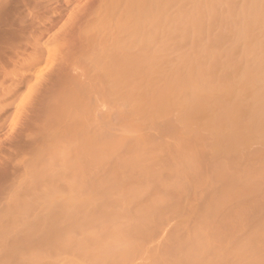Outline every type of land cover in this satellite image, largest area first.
Masks as SVG:
<instances>
[{
  "label": "bare ground",
  "instance_id": "6f19581e",
  "mask_svg": "<svg viewBox=\"0 0 264 264\" xmlns=\"http://www.w3.org/2000/svg\"><path fill=\"white\" fill-rule=\"evenodd\" d=\"M105 1L101 6L105 12H102L103 16L98 12V22L93 26L96 32L92 34H98V41L91 48L94 67L102 70L110 80L106 88L107 97L114 99V92L120 89L122 100L127 99L129 94L132 95V90L141 89L139 80L142 76L149 78L147 97L156 100L169 97L168 90L164 89L170 81H178L182 76L191 80L187 88L180 90L179 103L163 102L162 105L164 111L174 109L179 118L175 125V143L172 148L155 150L153 144L143 137L134 139L129 134L105 142L99 130L78 134L73 140L45 142L47 144L43 150L47 157H43L45 159L39 165L35 156L37 160L34 158V162L30 161L31 164L27 166L26 188L29 196L22 199L16 196L19 194L17 191L11 193L7 220L0 221V264H46L50 257L62 252L65 255L66 252L72 253L80 262L82 260L87 264H134V259L141 257V251H144V234L155 221L159 225L165 215L162 210L166 209L169 195L164 191L169 189L172 194L184 195L190 181L194 187L193 196L184 197L181 206L172 208L171 212L178 215L177 224H172L175 230L171 239L168 237L170 241L155 250L157 254L154 253L156 256L148 264H264V214H257L259 202L240 205L243 198L264 193V155L262 152L256 154L255 157L262 163L254 166L258 164L251 162L254 155L247 153L248 150L246 154L243 151L249 164L241 170L228 172L229 166L235 164V158H239L236 156L239 155L236 154L239 151L236 146L240 145L241 139L245 145L251 141L264 145V103L261 104L264 96V0H206L203 10L200 8L201 12L195 8L199 0H192L187 12L177 6L181 0H112L116 4L111 0ZM120 1L122 14L113 20L111 8ZM24 2L21 0L22 6ZM7 7L0 10V75L5 71V65L12 64L10 62L21 48L15 46L14 41L25 37L24 21L18 20L16 24L12 20L16 27L14 24L12 26L7 18ZM14 9L20 11L18 6ZM203 23L207 25V30L203 26L205 32ZM113 24L115 27L123 25L124 34H113ZM168 28L172 32L165 34ZM83 32L88 34L87 31ZM153 33L158 35L153 36ZM216 35L225 42L238 64L226 94L231 96L232 89L240 84L244 86L243 94L250 102L251 108L248 110L243 108V103L231 99L229 107L237 106L234 115L239 118L238 122L223 114L217 99L218 90L215 89L216 95L214 92L209 95L205 93V87L212 86L216 80L207 75L193 74L198 63L218 52L212 43L214 39L210 41L212 45H204ZM83 38L87 41L86 36ZM249 56L253 59L248 63ZM115 57L128 63L127 68L119 74H114L111 68V61ZM103 59L109 65L106 63V66ZM165 59L170 61L168 69L160 65ZM198 73L200 75L201 71ZM153 81H157L158 86ZM204 98L210 102L209 114L204 121L205 127L211 128L210 144L194 137V117L202 116ZM256 104L259 108L254 107ZM149 114L151 112L143 113L146 117ZM127 127L134 128L130 121ZM187 133H192L191 140L185 139ZM226 140L228 144L222 148ZM131 142L135 148H132L130 159L123 166L127 172L126 178L134 181L144 177L145 180L135 185H121L123 177L120 171L114 170L108 179L86 190L83 181H80L85 171L84 164L117 157L119 147ZM247 147L244 146L245 149L250 148ZM221 148L225 159L217 158V151ZM203 154L211 155V169L206 175L201 163ZM159 157L167 158L160 168L147 166L149 161L154 162ZM160 170L173 177L168 184L158 180ZM147 176L160 192L153 193L142 202L149 191ZM237 181L242 184L235 188L234 182ZM218 184L224 185L228 191L232 202L228 206L221 201L220 188L216 189L215 195L209 192ZM59 185L65 190H59ZM36 210L42 214L39 221L34 220ZM191 217L195 219L193 223H190ZM250 219L254 220L252 224L249 223ZM44 224L48 231L39 241L42 247L24 245ZM240 235L242 238L238 239ZM15 236L18 240L16 244L12 242ZM6 238L12 243H8ZM13 243L21 249V245H24V248L15 254L13 249L18 247L11 246ZM140 257L138 259L142 260ZM10 258L14 263L9 262Z\"/></svg>",
  "mask_w": 264,
  "mask_h": 264
},
{
  "label": "rangeland",
  "instance_id": "374dc122",
  "mask_svg": "<svg viewBox=\"0 0 264 264\" xmlns=\"http://www.w3.org/2000/svg\"><path fill=\"white\" fill-rule=\"evenodd\" d=\"M14 1L0 0V10L3 9L4 6H8L7 10L9 11V14L7 15V18H9L8 20L11 22V25L13 26L14 24L16 27L18 20H20L22 23L24 21L23 24L25 26L21 25L24 28L25 34V37L22 38L23 40L19 39L20 41L17 40V42L14 41L15 43H13L15 46L21 47H19L20 50L18 54L15 55L16 57L14 56L12 59L13 61L10 62L12 64L5 65V68L3 69L5 71H2L3 73L0 75V221L7 220L6 211L11 193L14 192L15 194L18 192L19 194H16V196L18 195L20 196L19 198L22 199H26V197L29 196H27L28 192L26 188L27 166L28 164H31L32 160L34 162V158H36V161L38 157L37 161L40 165L42 160L47 157L43 150L45 149L44 146L48 143L47 141L73 140L78 134L84 135L99 130L102 132V139L105 140V142H109L115 137L129 134L134 139L137 136L143 137L153 144L152 146L155 147V150L172 148L175 143V125L178 123L179 118L174 109L164 111L162 105L163 102H169L171 104L179 103L181 101L180 90L187 88L188 83L191 81L187 76L180 77L178 81H170L164 89V91L168 90L170 94L169 97L164 96L162 99L160 98L156 100L147 97V93L149 92L147 88L149 78L142 76L139 80L141 89L132 90V95L130 96L129 94L128 98L124 100H122L123 97H120L119 95L120 89L117 91L114 90V93L117 94V96L114 94V99H111L106 95V88L108 87L107 85L110 80L104 76L102 70L99 71L94 67V55L92 50L93 46H95L98 41V34H92L93 32H96L94 30L95 27L93 26L94 23L96 24L98 22V12H105L104 7L102 8L101 6H104V3L107 1L24 0L25 2L23 6L21 0H16L15 3ZM191 1L192 0H181L177 6H179L182 11L187 12V7L192 3ZM12 3L17 5L14 6ZM112 3L115 2L113 1ZM115 4L114 6L112 5L113 9L111 8L113 13L110 11L113 20L119 18L122 11V2L120 1L117 2V5ZM205 4L206 0H199V4H196L195 8H197V10H200V8L203 10ZM17 6L18 8L20 7V11L14 9ZM134 14L135 15L133 16L136 18L137 15L136 13ZM104 17H101V19ZM12 20H14L16 24L12 22ZM124 25H126V23ZM84 26L87 27L85 28ZM121 26L115 27V24H113L111 32L117 36L123 35L125 29ZM203 26L207 30V25H204L203 23L202 28ZM88 28L90 31H88ZM126 28H128V26ZM205 28H203V30ZM83 31H87L88 34L86 33L85 35V32ZM171 32L172 29L168 28L165 34H170ZM187 34L188 33H186V35ZM157 35V33H153V36ZM160 35L161 33H159V36ZM84 36H86L85 39H87L88 42L86 40L84 41ZM89 41L90 44L92 42L93 45H90ZM208 41V43L204 44L203 42V44L206 46L207 44L212 45L210 44V41H212L218 52L213 56L206 57L198 63L195 72L198 73L201 71L200 75L195 72H193V74L196 76L205 75L204 77L207 75L216 80L212 86L205 87V93L209 95L210 92H214L216 95L215 91L218 90L217 94L219 96L217 99L220 101V107L223 108V114L231 117L234 122H238L239 118L234 115L237 106H232V109L229 107L232 102L231 99L243 103L244 109L245 107L247 109L251 108L249 99L244 96L245 92L243 90V85L239 84L237 87L233 88L234 90L232 89L231 96L226 94V91L229 89L230 79L234 77V74L237 72L236 70H238V64L236 63L235 58L232 57L227 45L224 44L225 42L223 43V41H220L217 35ZM22 44H24V46H22ZM251 59H253V57L249 56L247 62L249 63V60L252 62ZM103 61L106 65V60L103 59ZM111 63H113L111 68L114 74L123 72L128 66L126 61H122L118 57H115ZM160 65L163 69H168L170 61L165 59ZM246 74L247 70L245 72V75ZM158 81L160 82L161 80ZM153 82L158 86L157 81ZM212 89H214V91ZM205 99L206 98L202 101L204 108L202 116L194 117L196 121V123L194 121L196 125V134L194 137L210 144L209 139L211 128H207L204 125L205 116L209 114L208 110L210 108V102L208 99ZM262 99L261 104L264 103V96ZM256 106L259 108V105H254L255 108H257ZM147 111L151 112V114L146 117L143 113ZM129 121L134 128L129 129L127 127ZM191 137H193L192 133H187L185 135V139L191 140ZM241 140V142L239 141L240 145L238 142V144L236 143L239 145L236 146L239 151L235 149L238 152H236V154H239L236 156H239V158H235L233 161V163H235L234 165H228L229 173L232 170H241L249 164V161L246 159L247 156L244 155L247 150L249 151L247 153L254 155L253 157L249 154L254 158H251L253 160L251 161L253 162L252 164L258 163L254 166H260L261 164H259V162L262 163L261 160L259 161V158H256L255 156L256 154H260V152L264 155V145L256 144L255 141V143L251 141L250 143L253 145L248 143L250 144L249 148L247 147L248 144L245 145L243 139ZM223 142L225 143H222V148L228 144L227 140ZM244 146L249 149H245ZM132 148H135L133 142L129 143L127 146H120L117 151V157L104 160H93L87 164L85 163L84 175L82 180H80L81 182L83 181L82 184L84 185V188L90 190L92 187L98 186L105 179H108L109 175L114 170H118V172L120 171V174L123 177L121 185H135L144 181V177H139L134 181H128L126 178L127 172L123 169V166L130 159ZM222 148L217 151L218 159H225V155L222 154ZM243 151L245 152L244 154ZM166 159V157H159L154 162L149 161L147 166L153 167V169L160 168L166 162ZM201 163L204 168V174L206 175L211 169V155L203 154ZM149 179L150 178L147 176V182ZM172 179L173 177L165 170H160L158 172V180L163 183L168 184ZM151 182L152 181L148 182L149 191L148 194L142 198V202L146 201L153 193L160 192V190H157ZM241 184L240 181L234 182L235 188L240 187ZM187 187L184 189V195L172 194L169 189L164 191V193L169 195V199L167 202L168 204L165 205L166 209L163 208L162 210L165 217L163 216V218H161L162 221H159L161 227L158 225V222L155 221L156 223L154 222L155 224L153 223L148 229L150 232L148 230L146 231L144 234L145 238L142 241V250L144 251H141V257L139 256L142 260H139V257H137L136 260L134 259V264H141V262L142 264H148V262H151V260H153L152 258L156 256L154 253L157 254V251L155 252V250H157L158 247L161 248V246L170 241L173 234L172 231L175 230L174 225H176L178 221V215L171 212L172 208L181 206V203L184 202V197L188 198V196H193L194 187L192 181L188 183ZM58 188L59 190L62 189L61 191L65 190V188L63 189L61 186ZM219 188L222 190L221 201L223 205L228 206L232 202L230 201L231 199L229 198L228 191L225 190L224 185L218 184L214 190L210 189L209 192L211 195H215L214 193H216V189ZM248 202H259L257 203L259 205L258 213L257 211L256 213L263 216L264 193H255L252 196L243 198L240 201V205H244ZM34 215L35 221H39L42 216L40 210L34 211ZM174 215L177 219L174 218ZM15 219H18V217H15ZM194 220L195 219L191 217L190 223H193ZM253 221V219H250L249 223L252 224ZM162 229H165V232L162 231ZM47 231L48 229L45 227V224L42 225L40 230L36 234L34 233L28 241L23 244L27 246L33 244L32 246L42 247V243L39 241L44 238ZM241 232L238 233L243 235ZM241 235L237 236L238 239L239 237L242 238ZM235 237L236 236H233V238ZM233 238L231 240H233ZM11 241H9V239L7 240L10 244L12 242L16 244L18 241L17 236H15L14 241ZM14 243L11 246H17ZM24 245H21V247L24 248ZM22 249L18 247L13 250L16 254L21 252ZM68 253L69 252H66L67 256L65 255V252H62V254H56L58 256L54 255L50 257L47 263L50 262L49 264H56L57 261H59L57 264H66V262L67 264H71L72 261L73 263L79 261L75 255L72 253H69L68 255ZM151 254H153V256ZM150 256L152 257L149 258ZM12 258L13 260L15 259L14 256ZM12 258H10L9 262L12 261V263H14ZM143 259L147 260L144 261ZM148 259L150 261H148ZM68 261H70V263H68ZM81 262L83 264L86 263L82 260ZM81 262L79 261L77 264H81Z\"/></svg>",
  "mask_w": 264,
  "mask_h": 264
}]
</instances>
